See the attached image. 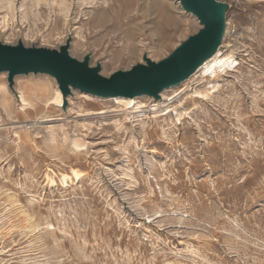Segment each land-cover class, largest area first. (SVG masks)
<instances>
[{
  "label": "rangeland",
  "instance_id": "rangeland-1",
  "mask_svg": "<svg viewBox=\"0 0 264 264\" xmlns=\"http://www.w3.org/2000/svg\"><path fill=\"white\" fill-rule=\"evenodd\" d=\"M228 3L235 65L157 100L0 73V264H264V0ZM199 27L175 0H0L1 43L69 39L104 76Z\"/></svg>",
  "mask_w": 264,
  "mask_h": 264
},
{
  "label": "water",
  "instance_id": "water-1",
  "mask_svg": "<svg viewBox=\"0 0 264 264\" xmlns=\"http://www.w3.org/2000/svg\"><path fill=\"white\" fill-rule=\"evenodd\" d=\"M182 10L193 15L199 29L181 41L165 58L142 61L127 70H116L108 76L100 73V63L90 65V55L78 60L69 54V39L58 48L24 46L0 42V73L7 74L12 89L14 77L46 74L54 78L62 104L71 89L99 98H134L148 96L157 100L160 93L179 85L211 58L222 43L226 31V2L218 0H177Z\"/></svg>",
  "mask_w": 264,
  "mask_h": 264
},
{
  "label": "bare ground",
  "instance_id": "bare-ground-1",
  "mask_svg": "<svg viewBox=\"0 0 264 264\" xmlns=\"http://www.w3.org/2000/svg\"><path fill=\"white\" fill-rule=\"evenodd\" d=\"M177 3L178 1L175 0ZM234 57L232 52H228V53H223L220 52V50H217L216 53L211 57L209 58L208 60H206L198 69L197 71L190 77H194L195 75H197V73H201L202 77H206L208 79V82H210V80H212V78H214L215 76H217V74L219 73H222L224 71H226L227 69H230L232 68L234 65H235V60H234ZM196 78V77H195ZM193 79V78H192ZM202 79V78H201ZM204 80V78H203ZM207 81V80H206ZM207 84V83H206ZM200 85V84H199ZM207 86V85H206ZM212 86V85H211ZM214 86V85H213ZM201 87V86H200ZM208 87V86H207ZM188 88V87H187ZM197 88V87H196ZM195 88V89H196ZM199 88V87H198ZM202 89V88H201ZM206 88H204L205 90ZM209 89V88H208ZM0 90L3 94V98L5 100H7V92L6 90L4 89V85L3 83L1 82L0 83ZM42 90V89H41ZM187 90V89H186ZM192 90V89H191ZM196 91V90H195ZM194 91V92H195ZM200 91V89H199ZM202 92V91H201ZM207 92V90H206ZM210 92V91H208ZM196 94V93H195ZM201 94V93H200ZM200 94H197L198 96ZM209 94V93H208ZM205 95V94H204ZM201 94V96H204ZM185 97V95H184ZM50 99V98H49ZM52 100L53 102L57 103V104H60L61 103V94L60 92L58 91V89L56 88L55 90H53L52 92ZM112 100H115L117 102L118 105H123L124 107L131 104L132 102H135L134 100H131L129 98H121V97H117V98H113ZM51 101V100H50ZM137 102V101H136ZM138 106H136V110L142 106H140L139 104H137ZM143 105V104H142ZM174 106V105H173ZM167 108V107H166ZM156 109V108H155ZM174 109V108H173ZM176 109V108H175ZM118 110V109H117ZM157 110V109H156ZM175 111V110H174ZM113 112V111H112ZM127 112V110H126ZM96 113V112H95ZM99 113V112H98ZM178 114H181V113H178ZM177 116V115H176ZM177 123V122H176ZM75 146H78L80 145L79 143L75 142L74 143ZM74 146V147H75ZM74 174L76 172H73Z\"/></svg>",
  "mask_w": 264,
  "mask_h": 264
},
{
  "label": "built area",
  "instance_id": "built-area-1",
  "mask_svg": "<svg viewBox=\"0 0 264 264\" xmlns=\"http://www.w3.org/2000/svg\"><path fill=\"white\" fill-rule=\"evenodd\" d=\"M218 1L226 2L229 5L228 0H218Z\"/></svg>",
  "mask_w": 264,
  "mask_h": 264
}]
</instances>
